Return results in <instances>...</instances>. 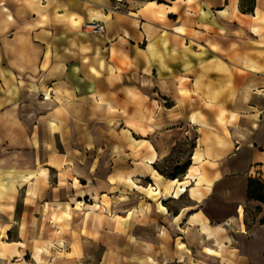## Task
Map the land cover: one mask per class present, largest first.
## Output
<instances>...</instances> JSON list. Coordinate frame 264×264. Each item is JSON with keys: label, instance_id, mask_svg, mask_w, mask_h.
Returning <instances> with one entry per match:
<instances>
[{"label": "crops", "instance_id": "obj_1", "mask_svg": "<svg viewBox=\"0 0 264 264\" xmlns=\"http://www.w3.org/2000/svg\"><path fill=\"white\" fill-rule=\"evenodd\" d=\"M260 50L264 0H0V135L24 169L0 245L37 264L38 239L46 264L264 261Z\"/></svg>", "mask_w": 264, "mask_h": 264}, {"label": "rangeland", "instance_id": "obj_2", "mask_svg": "<svg viewBox=\"0 0 264 264\" xmlns=\"http://www.w3.org/2000/svg\"><path fill=\"white\" fill-rule=\"evenodd\" d=\"M261 45L259 47V49H261ZM259 58L260 59H264V51L260 50L258 52ZM264 71V70H262ZM261 71V72H262ZM13 87L8 84L5 83L4 85H0V111L5 110L7 107H10L11 105V99H12V94H11V89ZM261 88V87H259ZM15 89V88H14ZM255 90V88H254ZM262 93V92H259ZM262 97V96H261ZM259 114L260 116L262 114H264V107L259 106ZM5 120V119H4ZM7 122V121H6ZM16 134H11L10 132H3L0 135V209H4V206L2 205V202L5 200L10 201L9 199L11 198V196L15 195L16 193L21 192V185L23 184L22 180H20V178H16L13 182V184L9 181L11 175H14L16 173H20V172H24V169H22V167H17L15 165H13V161H16L17 158L22 159V152L21 150L17 153L16 151H14V147L12 145L13 142V136ZM182 147L180 146V152H182L184 154L185 150H187L188 148H190L191 142L190 140H188L187 138L184 139L182 142ZM182 148V149H181ZM181 163L178 166H174L171 164V166L169 165V169L173 170V172H169L167 173L168 175H172V174H176V176H179L180 172H182V170L184 169V165H185V161L183 159L180 160ZM177 178V177H176ZM252 209H250V211H248L247 215L248 217L252 216ZM4 229L1 228L0 229V234L4 235ZM16 234H17V230L16 229H11L9 232V239L15 241L16 240ZM33 243V241H32ZM42 239H38L37 241L34 242V245L32 246V251H33V256L35 258V260L40 263V264H46L45 261H41L40 257H39V252L40 250H42ZM28 247V246H27ZM85 249H88V251L90 249H93V258L100 256L101 254V248L98 247L97 249L94 247H90V246H86ZM205 251L210 254V255H217L218 251H216L214 249L213 246H206L205 247ZM0 255L4 256L5 260H3L0 264H37L36 262H34L33 260H31V257L29 254H24L21 255L20 252H18V257L21 258V262H17V257L16 258H12L11 257V252L8 251L6 249V245L5 244H1L0 245ZM52 258V257H51ZM50 258V260H51ZM194 260H189V261H185V262H149L148 264H220L218 263L217 259H214L215 257L211 256L210 259L202 261L201 259H204V257L199 254L196 253L194 256ZM23 259V260H22ZM90 258H86V260H88ZM264 263V261H260V262H255L254 264H262ZM82 264H96L95 262H90V260L88 261H83ZM115 264H146L144 262L141 263H115ZM235 264H242V263H235Z\"/></svg>", "mask_w": 264, "mask_h": 264}, {"label": "trees", "instance_id": "obj_3", "mask_svg": "<svg viewBox=\"0 0 264 264\" xmlns=\"http://www.w3.org/2000/svg\"><path fill=\"white\" fill-rule=\"evenodd\" d=\"M163 2V0H156ZM175 178L176 174L169 175ZM247 197L264 203V181L259 178H249L247 181Z\"/></svg>", "mask_w": 264, "mask_h": 264}, {"label": "built area", "instance_id": "obj_4", "mask_svg": "<svg viewBox=\"0 0 264 264\" xmlns=\"http://www.w3.org/2000/svg\"><path fill=\"white\" fill-rule=\"evenodd\" d=\"M84 25L90 29V31L94 32V33H100L103 30V26L102 23L100 21H87L84 23Z\"/></svg>", "mask_w": 264, "mask_h": 264}, {"label": "bare ground", "instance_id": "obj_5", "mask_svg": "<svg viewBox=\"0 0 264 264\" xmlns=\"http://www.w3.org/2000/svg\"><path fill=\"white\" fill-rule=\"evenodd\" d=\"M150 111V110H149ZM150 113V112H149ZM150 117H151V115H150ZM217 245V244H216ZM219 246V245H218ZM214 249L216 250V251H218V249L216 248V247H214ZM218 263H220V264H223V262H221V261H218Z\"/></svg>", "mask_w": 264, "mask_h": 264}]
</instances>
